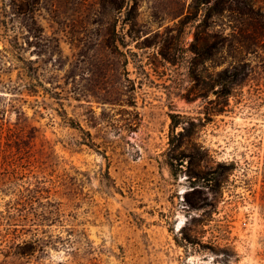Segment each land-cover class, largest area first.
I'll return each instance as SVG.
<instances>
[{
	"label": "rangeland",
	"instance_id": "374dc122",
	"mask_svg": "<svg viewBox=\"0 0 264 264\" xmlns=\"http://www.w3.org/2000/svg\"><path fill=\"white\" fill-rule=\"evenodd\" d=\"M13 233L28 264H264V0H0V261Z\"/></svg>",
	"mask_w": 264,
	"mask_h": 264
},
{
	"label": "trees",
	"instance_id": "16d2710c",
	"mask_svg": "<svg viewBox=\"0 0 264 264\" xmlns=\"http://www.w3.org/2000/svg\"><path fill=\"white\" fill-rule=\"evenodd\" d=\"M246 4L244 5L245 8ZM247 10H250V7L248 5L246 6ZM241 9V7H240ZM24 191H28L29 194L25 195ZM30 188H25L23 192L19 190V193H16V200L13 203L8 204L7 209H6V215L5 218L8 221H15L17 218H21V209L20 207L27 201L31 202L32 198L34 196L30 194ZM19 212V213H18ZM19 216V217H18ZM12 224V223H8ZM16 228V227H13ZM16 231V229H15ZM14 235L10 238H6V244L5 247L2 251L3 254V259L0 261V264H11L12 260H7L8 258L10 259H23L25 258V261L23 264H28L29 259L36 253V252H42V243L39 241V238H30V239H21L18 240L16 238L19 236L16 233H13ZM38 256V255H37ZM22 264V262H21Z\"/></svg>",
	"mask_w": 264,
	"mask_h": 264
},
{
	"label": "bare ground",
	"instance_id": "6f19581e",
	"mask_svg": "<svg viewBox=\"0 0 264 264\" xmlns=\"http://www.w3.org/2000/svg\"><path fill=\"white\" fill-rule=\"evenodd\" d=\"M181 225V222L179 223V225L178 226H180Z\"/></svg>",
	"mask_w": 264,
	"mask_h": 264
}]
</instances>
